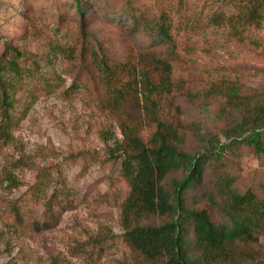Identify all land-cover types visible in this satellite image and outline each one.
<instances>
[{"label":"trees","instance_id":"16d2710c","mask_svg":"<svg viewBox=\"0 0 264 264\" xmlns=\"http://www.w3.org/2000/svg\"><path fill=\"white\" fill-rule=\"evenodd\" d=\"M49 1L60 19L69 16L65 9L75 10L73 15L79 16L83 27L88 7L120 18L134 42L124 59L110 57L103 47L94 53L98 104L124 136L115 140L111 152L121 158V173L128 187L121 221L131 248L146 261L165 259L166 264L258 260L259 253H264V241L260 242L264 239V178L247 182L238 174H230L226 167L211 169L213 158L209 155L183 151L186 136L198 130L182 100L191 106L199 99L219 103V121L239 113L240 121L222 126L223 131L237 136L250 132L242 142L255 153H264V90L259 94L243 92L225 68L195 69L187 54L195 38L209 28L224 27L239 36L260 26L264 0ZM0 49L1 153L40 96L62 90L64 97L72 98L87 87L77 80L65 86L59 75L38 76L24 69L21 61L25 52L7 37ZM175 62L188 71L196 70L197 78L192 82L195 92L190 79L175 74ZM141 81L147 87L150 105L149 123L144 129L127 110L133 96L140 93ZM104 131L111 139V129ZM217 149L208 153L219 159L222 147ZM5 181L16 183V175L7 168L0 171V184ZM58 198L52 194L45 200L47 218L34 221V230L58 224L60 214L53 208L59 204ZM12 211L22 224L20 207L14 204ZM257 244L259 247L253 248Z\"/></svg>","mask_w":264,"mask_h":264},{"label":"rangeland","instance_id":"374dc122","mask_svg":"<svg viewBox=\"0 0 264 264\" xmlns=\"http://www.w3.org/2000/svg\"><path fill=\"white\" fill-rule=\"evenodd\" d=\"M65 10L69 16L60 19L49 0H0V45L7 37L25 52L21 67L38 76L59 75L65 86L77 80L89 90L81 89L72 98L64 97L62 90L40 96L0 153V171L7 168L16 175V183L0 184V264H166L165 259L144 260L125 239L121 205L128 187L121 158L111 152L124 136L97 101L94 53L103 47L110 57L124 59L133 39L123 20L99 8L86 9L85 27L73 15L75 10ZM187 54L195 69L225 68L243 92L264 90V18L260 26L239 36L224 27L209 28L195 38ZM175 63V74L190 79L195 92L196 70ZM146 95L141 81L140 93L127 106L143 129L150 117ZM185 100L198 131L186 136L183 151L209 155L211 169L226 167L244 181L264 178V153L257 154L242 142L250 132L237 136L222 129L239 122V113L219 121V103L199 99L191 106ZM106 128L111 129V139L103 134ZM217 147H222L219 159L212 155ZM52 194L59 197V204L53 205L59 222L38 232L33 222L47 218L44 202ZM14 204L23 214L22 224L15 219ZM261 262L262 251L258 260L245 258L241 264Z\"/></svg>","mask_w":264,"mask_h":264}]
</instances>
